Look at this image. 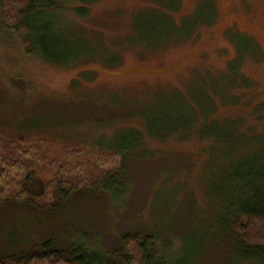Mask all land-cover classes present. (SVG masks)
Wrapping results in <instances>:
<instances>
[{
  "label": "rangeland",
  "instance_id": "374dc122",
  "mask_svg": "<svg viewBox=\"0 0 264 264\" xmlns=\"http://www.w3.org/2000/svg\"><path fill=\"white\" fill-rule=\"evenodd\" d=\"M166 2L95 0L82 17L77 11L80 3L74 1L63 12L65 28L88 40L86 55H95L74 65L51 63L29 52L18 34L0 29V132L16 138L21 133L25 141L41 139L51 149L39 165L42 177L51 164L53 170L60 169L58 178L65 180L78 179L81 169L83 178L93 180L97 172L117 168L118 155L95 144L99 139L118 140L124 133L118 129L140 128L146 143L139 152L125 156L122 201L106 191H81L66 214L52 221L16 206L2 210V222L15 223L18 233L27 232L24 244L56 226L63 235L88 233L90 240L112 249L125 233L150 235L171 227L175 232L185 217L189 226L192 219L180 211L181 201V209L193 206L191 216L208 205L202 179L208 161L201 153L209 137L197 130L181 137L184 130H180L157 138L146 131L142 116L159 111L174 118L181 104H187L199 119L204 118L199 112L210 118L239 116V129L247 130L252 105L264 104V0H176L174 7ZM206 2L212 5L210 13ZM252 42L257 56L248 51L236 58L238 45ZM232 60L237 63L235 77L224 84L221 77ZM201 91L210 99L209 108L197 97ZM254 128L263 136L264 120ZM66 164L73 174L63 172ZM9 179L11 184L1 180L8 183L5 191L18 182L17 176ZM185 229L182 239L188 241L192 232ZM229 234L223 243L207 248L202 264L227 260L224 250L233 237ZM161 238L169 237L161 233ZM172 241L175 248L176 238Z\"/></svg>",
  "mask_w": 264,
  "mask_h": 264
},
{
  "label": "trees",
  "instance_id": "16d2710c",
  "mask_svg": "<svg viewBox=\"0 0 264 264\" xmlns=\"http://www.w3.org/2000/svg\"><path fill=\"white\" fill-rule=\"evenodd\" d=\"M74 1L80 3L77 11L86 17L89 3L95 0H0V29L18 34L29 52L51 63L78 64L95 55H86L88 40L65 28L63 12L70 9ZM166 3L174 7L176 0H167ZM204 5H208L210 13L211 3L206 2ZM161 14L167 18L163 10ZM133 26L135 30H140V25ZM236 37L245 39L240 35ZM255 50L253 42L247 46L238 45L236 58H243L248 51L255 58ZM236 64L234 60L229 62L227 72L221 77L224 84L234 80ZM223 86L218 87L221 93ZM202 92L197 97L204 100L206 108H209L206 102L210 99ZM181 106L182 109L175 112L174 118L168 113L156 111L142 113V119L146 131H152L151 134L157 138H165L169 133L180 130H184L183 134L179 132L181 137H187L193 130L209 137L201 153L208 161L202 172L208 205L202 212L197 211L191 216L189 211L193 206L181 209L183 201L179 204L180 211L192 219L188 221L189 226L185 224V214L175 232H172L174 227H171L154 230V234L150 235L125 233L119 237L116 246L106 249L99 240H90L88 233L81 237L74 236L78 234L63 235L54 225L47 233L36 235L31 242L24 244L27 232L18 233L15 223L2 222L1 219L0 264H202L201 257L207 248L212 244L223 243L229 233L233 237L225 247L227 260L222 264H264V134L260 136L253 132L257 122L264 120V104L255 102L252 105L253 120L247 130L239 129L242 123L239 116L210 118L205 112H199L204 117L199 119L196 118L198 113L189 105ZM116 132L123 133V136L105 143L99 139L95 146L101 145L108 152L118 155L119 166L112 171L97 172L93 180L83 178L82 169L78 179H59L60 169L53 170L52 164L42 177L39 165L44 154L51 149L42 145L39 142L41 139L25 141L21 133L16 138L0 132V213L16 206L33 211L31 213L39 214L44 219L57 220L66 214L78 193L89 190L106 191L112 199L122 201V195L119 194L123 193L126 184L122 177L126 171L125 156L136 150L139 152L146 143L140 128L118 129ZM61 169L73 174V168L68 164ZM88 173L93 174L94 171L88 170ZM12 176H17L18 182L13 189L5 191L3 186L11 184L9 177ZM1 180L8 183L3 185ZM176 184L181 187L180 183ZM184 202L187 206V201ZM259 227L263 233H259ZM185 228L192 232L188 241L182 239ZM62 232L66 233V230ZM161 233L169 238L160 239ZM173 238L178 243L175 248Z\"/></svg>",
  "mask_w": 264,
  "mask_h": 264
},
{
  "label": "bare ground",
  "instance_id": "6f19581e",
  "mask_svg": "<svg viewBox=\"0 0 264 264\" xmlns=\"http://www.w3.org/2000/svg\"><path fill=\"white\" fill-rule=\"evenodd\" d=\"M114 162V161H113ZM112 166V165H111Z\"/></svg>",
  "mask_w": 264,
  "mask_h": 264
}]
</instances>
